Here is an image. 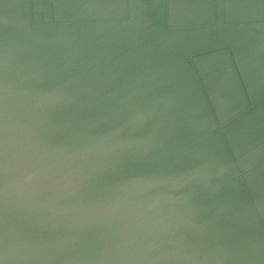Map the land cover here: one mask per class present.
<instances>
[{"label": "water", "instance_id": "1", "mask_svg": "<svg viewBox=\"0 0 264 264\" xmlns=\"http://www.w3.org/2000/svg\"><path fill=\"white\" fill-rule=\"evenodd\" d=\"M2 264H264V0H0Z\"/></svg>", "mask_w": 264, "mask_h": 264}, {"label": "snow or ice", "instance_id": "2", "mask_svg": "<svg viewBox=\"0 0 264 264\" xmlns=\"http://www.w3.org/2000/svg\"><path fill=\"white\" fill-rule=\"evenodd\" d=\"M7 163L8 160H7L6 143L3 134L0 133V174H3L6 171ZM6 244H7L6 237L3 235V233H0V250H3ZM0 264H2V262H0Z\"/></svg>", "mask_w": 264, "mask_h": 264}]
</instances>
